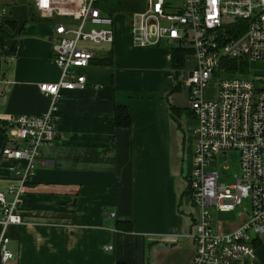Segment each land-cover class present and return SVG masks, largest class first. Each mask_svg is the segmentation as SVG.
<instances>
[{
  "label": "crops",
  "instance_id": "0c3cea01",
  "mask_svg": "<svg viewBox=\"0 0 264 264\" xmlns=\"http://www.w3.org/2000/svg\"><path fill=\"white\" fill-rule=\"evenodd\" d=\"M28 1L37 18L12 7L0 51V190L17 182L14 160L1 152L16 142L6 118L46 110L38 83L58 76L51 21ZM127 24L114 27L111 42L93 44L81 69L86 85L61 91L55 139L39 146L18 196L22 221L7 228L13 256L0 264H193L197 209L185 192L196 120L185 78L194 54L186 43L174 62L176 40L135 46ZM115 106L126 109L127 124L114 122ZM236 207L211 206L213 228L242 222L249 206ZM252 243L253 256L231 264H264V233Z\"/></svg>",
  "mask_w": 264,
  "mask_h": 264
},
{
  "label": "built area",
  "instance_id": "2783aa9c",
  "mask_svg": "<svg viewBox=\"0 0 264 264\" xmlns=\"http://www.w3.org/2000/svg\"><path fill=\"white\" fill-rule=\"evenodd\" d=\"M105 0H29L33 10L52 24L51 55L58 76L41 81L38 89L49 98L39 113H15L6 118L16 141L1 152L14 160L17 182L0 190V262L11 258L7 228L22 221L18 196L31 177L39 146L54 141L55 109L61 91L86 85L81 69L93 56L86 42L113 40V16L102 9ZM63 19H62V18ZM131 41L135 46L156 45L161 40L190 44L194 65L185 78L189 107L195 117L194 144L188 186L197 209L192 237L193 264H231L253 256V238L264 233V0H144L139 10L128 12ZM234 68L225 70L226 61ZM244 66H241V64ZM215 76L211 99L202 96ZM236 150L239 170L228 183L218 182L216 156ZM6 193L11 198H6ZM248 198L246 218L233 229L213 228L210 207L230 210ZM110 245H106L109 248Z\"/></svg>",
  "mask_w": 264,
  "mask_h": 264
},
{
  "label": "rangeland",
  "instance_id": "374dc122",
  "mask_svg": "<svg viewBox=\"0 0 264 264\" xmlns=\"http://www.w3.org/2000/svg\"><path fill=\"white\" fill-rule=\"evenodd\" d=\"M28 0H0V24L4 25L6 28L13 27L14 21L13 19H8V14L11 13L13 10L12 7H15L14 9L18 8V5H25V10L27 14V18L29 19H36L37 16L32 12L30 7L27 4ZM142 4L144 3V0H141ZM138 2V1H137ZM172 3L180 4L181 0H172ZM138 3L133 2V5L137 6ZM140 6V2L138 4ZM139 10V9H138ZM113 16V28L114 27H122L126 26V23H128V11H120V12H114L110 13ZM62 18V17H61ZM63 19V18H62ZM128 25V24H127ZM116 29V28H115ZM113 37H114V30H113ZM12 44V43H11ZM88 47L93 46V44L86 42ZM169 46H173L169 44ZM253 69L257 71H264V62L263 63H253ZM215 76H212L211 79L208 80L207 85L203 89V95L206 97V99H211L214 96L215 92ZM192 160V155H191ZM217 166L216 164H212L213 168H216L218 170V176L217 181L218 182H224L228 183L232 180V174H235L239 170V164H238V154L236 150L234 149H228L224 153H219L216 156ZM249 202L248 198H243L241 202V207H248ZM195 208V207H194ZM236 211L240 209V207L234 208ZM235 212V211H230Z\"/></svg>",
  "mask_w": 264,
  "mask_h": 264
},
{
  "label": "trees",
  "instance_id": "16d2710c",
  "mask_svg": "<svg viewBox=\"0 0 264 264\" xmlns=\"http://www.w3.org/2000/svg\"><path fill=\"white\" fill-rule=\"evenodd\" d=\"M133 2H136L138 4L140 2V6H138V4H137V6L133 5ZM101 6L105 12L110 14V13H114L116 11L120 12V11L127 10L128 12H130L133 10H138V9L142 8L143 4H142L141 0H105L101 3ZM7 29L8 28H6L4 25L0 24V51H2L3 39L9 36V32L7 31ZM13 46H14V43L10 45L9 50H12ZM184 50H185V48H183V46H181V45H177V46L172 47L171 52H172V56H173L172 59H174V62H176L177 59L180 58V56ZM225 61H226L225 68L227 69L225 71L227 74H231V71L234 68V65L232 63H227V59H224V62ZM244 64H246V63L241 64V66H239V67L244 66ZM114 108H115L114 113H113L114 122L116 124H122V125L127 124L129 122V115H128L126 109L123 106H115ZM189 193H190V189H189L188 181H187V189L185 192V194H186L185 196L188 197L190 203L192 204V202L190 200Z\"/></svg>",
  "mask_w": 264,
  "mask_h": 264
}]
</instances>
